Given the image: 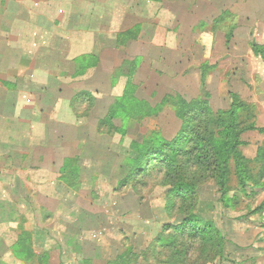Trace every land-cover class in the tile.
Masks as SVG:
<instances>
[{
    "label": "rangeland",
    "instance_id": "1",
    "mask_svg": "<svg viewBox=\"0 0 264 264\" xmlns=\"http://www.w3.org/2000/svg\"><path fill=\"white\" fill-rule=\"evenodd\" d=\"M175 1L178 6L175 4L174 8L163 7L164 0H160L159 5L152 0H134L136 5L127 12L118 6L114 9L111 14L114 32L141 21L143 34L127 52H115L109 46L114 43L110 40L114 34L101 38L106 39L107 50L97 82L103 81L109 91L105 107L100 99L95 104L87 97L86 102L78 103L81 116L75 109L74 115L68 110L74 92L93 81L90 77L72 80L66 76L62 93L50 91L47 95L49 116L56 113L58 118L52 120H59L57 126L50 125V136L59 135L65 157L79 155L81 167L77 178L80 189L73 191L65 187L59 190L64 200V210L59 217L67 218L68 222L48 225V229L67 236L75 233L76 238L69 240L72 246L87 243L95 254L82 253L84 264H118L121 256H125L129 264H171L177 260L175 251L184 254L183 260L178 259L184 264H264V176H261V173L264 175V132H246L243 135L246 142L240 147L248 159V170L253 172V181L241 185L235 163L231 161L225 190L211 178L199 185L195 212L201 220V228L213 223L222 237L220 246H210L204 252L207 245L200 232L180 233L173 228L184 220V215L177 212L178 198L172 199L170 186L161 184L166 172L163 164L144 167L145 170L137 174L134 167L133 142L141 143L155 132L168 141L178 134L183 121L174 109L166 107L159 116L141 121L132 118L127 126L116 119L113 124L118 132H111L110 124L100 128L98 123L107 113L109 103L125 88L131 60L141 56L133 72V81L136 95L151 106L158 105L171 93L187 101L206 99L217 112L230 107L231 94H234L251 107L241 110L244 116L241 119L246 122L242 126L254 121L256 127L264 131V59L255 55L251 46L252 42L264 46V0ZM87 11V8L83 10L85 20L79 22L80 25L87 26ZM224 11L231 12V16L221 25H214V19ZM231 24L235 25L234 34L227 42L225 34ZM51 33L54 31L50 32V37ZM54 37L56 34L52 36V46L60 48L59 52L70 53L71 44H57L59 41ZM153 38L155 44H151ZM88 40H81L83 44L77 50H94L96 47ZM53 47H50L48 59L49 65L56 67L60 54ZM115 75L120 79L113 84L111 76ZM50 82L56 85L55 79ZM17 96L21 102L22 94ZM58 103L60 105L54 110ZM61 104L65 109L59 110ZM21 110L16 105L13 111L19 117ZM0 139L1 145L8 143ZM24 140L18 132L13 133L9 146ZM124 179L127 183L121 185ZM256 179L260 185H256ZM169 200L176 204H172L171 209L168 208ZM29 209L27 204L18 206L16 215L24 218L26 211L27 215L33 214ZM37 224L18 220L14 228L31 229ZM100 232L103 233L100 237L93 236ZM50 241L54 244L57 238L50 236ZM157 247L161 251L159 254ZM57 257L58 254H54V260ZM73 257L69 264H83L79 255Z\"/></svg>",
    "mask_w": 264,
    "mask_h": 264
},
{
    "label": "crops",
    "instance_id": "2",
    "mask_svg": "<svg viewBox=\"0 0 264 264\" xmlns=\"http://www.w3.org/2000/svg\"><path fill=\"white\" fill-rule=\"evenodd\" d=\"M152 2L159 5L160 0ZM175 4V0H164L163 7L167 8L168 5L174 8ZM135 5L134 0H0V137L8 141L4 145L0 144V211L4 212H0V264H69L74 260L73 255H79L80 263L84 264L85 257H82V253L95 254L87 243L78 246L70 244L69 240L77 236L75 233L67 236L63 232L54 233L48 229V225L68 222L67 218L59 217V213L64 210V200L59 190L62 191L65 187L73 191L80 189L77 178L81 167L80 156L65 157L61 137L50 136V125L55 123L54 126H57L59 120H52L57 117L56 113L53 117L49 116L50 103L47 95L50 91L61 94L66 86V76L72 80L90 77L93 78L92 84L87 83L86 87L74 92V97L69 100L68 110L74 115V98L81 93H90L95 99V104L101 100L103 107L106 106L109 91L104 87L103 81L99 84L97 82V74L101 73L100 70L105 65L104 53L107 50L106 39L101 38H109L111 33L114 34V37H110L114 43L108 45L115 52H127L134 41L141 39V21L120 31L114 32L112 29L111 14L114 9L119 7L127 12ZM85 8L89 14L85 21L87 26L79 24L85 20L82 18ZM136 26L139 27L136 39L126 43L118 41L122 32ZM52 31V36L56 34L54 40L59 41L57 44H71L70 53H66V50L59 52L60 48L52 46ZM85 38H89L88 42L98 47V51L96 48L91 51L77 50L83 44L81 40L84 41ZM154 41L155 38L151 40V44H155ZM50 47L60 54L56 67L49 65ZM83 55L94 56L98 62L81 73L79 58ZM140 60L141 56L135 57L130 66L132 62L137 61L138 64ZM117 75L110 77L113 84L120 79ZM114 78L117 80L114 81ZM50 79H55L56 85H51ZM123 91L124 89H121L117 97L121 96ZM17 94H22L21 102H18ZM115 100L109 103L107 113L98 121L99 125ZM16 105L22 108L19 117L13 111ZM59 105L60 103L55 104L54 110ZM60 109H65L63 104ZM17 132L20 137H25V140L10 147L11 135ZM98 132L101 133L99 130ZM69 160L72 161L68 168H74L78 173L74 186L64 179L65 167ZM26 204L31 207L29 210L33 211V214L27 215L26 211V217L20 218L16 215L17 208ZM18 220L36 222L39 226L35 225L36 227L31 229L20 228L17 231L14 226H17ZM24 233H29L32 239V249L36 253L32 259L20 257L16 253L17 242ZM102 234L94 233L93 236L100 237ZM50 236L57 238L54 244L51 243ZM54 254H58L55 260ZM66 255L70 258H66Z\"/></svg>",
    "mask_w": 264,
    "mask_h": 264
},
{
    "label": "trees",
    "instance_id": "3",
    "mask_svg": "<svg viewBox=\"0 0 264 264\" xmlns=\"http://www.w3.org/2000/svg\"><path fill=\"white\" fill-rule=\"evenodd\" d=\"M230 16L231 13L225 11L215 18L213 23L214 25H221ZM234 29V24H231L229 29H227L226 37L228 40L233 36ZM138 30L139 27L136 26L133 29L122 32L118 36V41L126 43L136 39ZM251 46L254 54L260 55L264 59V46L255 42H252ZM97 62L98 60L91 55L80 57L81 73ZM136 65L137 61L131 63L124 91L121 96L117 97L107 116L100 122V128L107 123L113 127L111 132H118V127L113 124L116 119H121L124 126H127L132 118L136 121H141L147 117L159 116L166 107L174 109L176 116L183 121V124L172 141L166 140L160 133L155 132L141 143L137 141L132 143V149L136 153L134 159L136 174L144 171V167H150L152 164H163L166 172L161 184L170 186L172 199L178 198L179 206H177V212L184 215V220L180 224H176L173 227L174 230L180 233L188 231L190 233L200 232L207 245L203 249L204 252L210 246L218 247L222 244L220 231L213 223H207L201 228V220L195 212L199 185L211 178L216 181L221 189L225 190L231 161L235 163V169L241 185L245 186L247 181H253V172L251 173L248 170V159L240 151V147L246 142L243 139V135L246 132L264 131L258 129L254 121L242 126L246 122L241 119L244 118L241 110H249L251 107L235 98L234 94H231L233 101L230 107L217 110V112L213 111L210 102L206 99L199 98L187 101L179 94L171 93L166 94L158 105L151 106L147 101L136 95V84L133 81V72ZM116 80L117 78H114V81ZM87 97L92 102L95 100L90 93H81L74 98L75 111L79 116L81 114L78 111V103L86 102ZM71 161L69 160L65 167L64 179L71 186H74L78 173H76V169L68 168ZM261 174L263 177V173ZM256 181V185H260L259 179H256ZM126 183L127 179L121 181V185H126ZM173 200L168 202V208L170 209L172 204L176 205ZM217 237L221 238V240L214 239ZM159 244L160 241H158L157 245ZM160 246L163 247L164 245L161 244ZM156 252L157 254L161 252L158 247ZM16 253L18 256L27 259H32L36 256L34 249H32V239L29 233H24L18 240ZM183 255L175 251L174 258L177 260L174 259L176 261L171 264H184L183 261L179 262L184 259ZM120 261H117V263L129 264L125 256H121Z\"/></svg>",
    "mask_w": 264,
    "mask_h": 264
}]
</instances>
